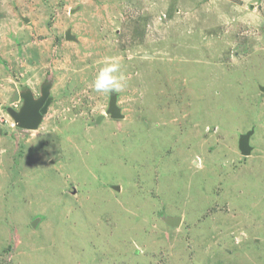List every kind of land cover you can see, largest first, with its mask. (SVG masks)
<instances>
[{"label":"rangeland","instance_id":"obj_1","mask_svg":"<svg viewBox=\"0 0 264 264\" xmlns=\"http://www.w3.org/2000/svg\"><path fill=\"white\" fill-rule=\"evenodd\" d=\"M262 87L264 0H0V264H264Z\"/></svg>","mask_w":264,"mask_h":264},{"label":"water","instance_id":"obj_2","mask_svg":"<svg viewBox=\"0 0 264 264\" xmlns=\"http://www.w3.org/2000/svg\"><path fill=\"white\" fill-rule=\"evenodd\" d=\"M66 39H72V37L67 32ZM261 92H264V87L260 88ZM14 100H22V106H20L18 111H13L7 109L6 111L14 119L17 127L25 130L36 129L39 124L42 115L45 114L48 106V88L45 87L41 90V96L34 100L31 94H14ZM108 113L113 119L122 118L119 114V110L115 106L114 94L110 93V101L108 106ZM249 134H245L240 137L238 142V148L242 156L250 155L251 147L248 145ZM175 224L179 222V219L173 220Z\"/></svg>","mask_w":264,"mask_h":264},{"label":"clouds","instance_id":"obj_3","mask_svg":"<svg viewBox=\"0 0 264 264\" xmlns=\"http://www.w3.org/2000/svg\"><path fill=\"white\" fill-rule=\"evenodd\" d=\"M127 82L128 77L121 71L120 60L115 57H108L105 58L104 66L100 68L90 86L96 93H118L126 88ZM15 126L17 127V125Z\"/></svg>","mask_w":264,"mask_h":264},{"label":"bare ground","instance_id":"obj_4","mask_svg":"<svg viewBox=\"0 0 264 264\" xmlns=\"http://www.w3.org/2000/svg\"><path fill=\"white\" fill-rule=\"evenodd\" d=\"M12 120H13V123L15 124V121H14V119L12 118ZM16 125V124H15Z\"/></svg>","mask_w":264,"mask_h":264},{"label":"flooded vegetation","instance_id":"obj_5","mask_svg":"<svg viewBox=\"0 0 264 264\" xmlns=\"http://www.w3.org/2000/svg\"><path fill=\"white\" fill-rule=\"evenodd\" d=\"M20 100V99H19ZM20 102L22 103V100H20Z\"/></svg>","mask_w":264,"mask_h":264}]
</instances>
